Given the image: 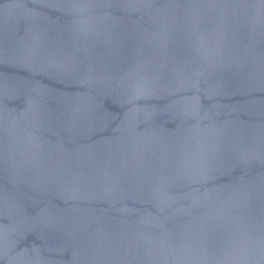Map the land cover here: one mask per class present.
Returning <instances> with one entry per match:
<instances>
[{
    "label": "water",
    "instance_id": "obj_1",
    "mask_svg": "<svg viewBox=\"0 0 264 264\" xmlns=\"http://www.w3.org/2000/svg\"><path fill=\"white\" fill-rule=\"evenodd\" d=\"M0 264H264V0H0Z\"/></svg>",
    "mask_w": 264,
    "mask_h": 264
}]
</instances>
